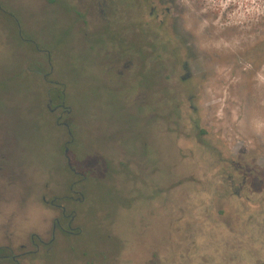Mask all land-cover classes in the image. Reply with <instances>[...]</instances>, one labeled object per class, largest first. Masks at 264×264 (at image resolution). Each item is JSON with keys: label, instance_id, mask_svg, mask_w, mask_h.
I'll list each match as a JSON object with an SVG mask.
<instances>
[{"label": "rangeland", "instance_id": "374dc122", "mask_svg": "<svg viewBox=\"0 0 264 264\" xmlns=\"http://www.w3.org/2000/svg\"><path fill=\"white\" fill-rule=\"evenodd\" d=\"M253 4L0 0V264H264Z\"/></svg>", "mask_w": 264, "mask_h": 264}, {"label": "flooded vegetation", "instance_id": "af4514ba", "mask_svg": "<svg viewBox=\"0 0 264 264\" xmlns=\"http://www.w3.org/2000/svg\"><path fill=\"white\" fill-rule=\"evenodd\" d=\"M152 11H153V8H151V11H150V14H152ZM159 26L162 25V20L159 21ZM183 69L185 70V73L184 75H182L180 78L181 79H190L192 77V74L190 72V69L187 67L186 63L182 65ZM52 102V99L49 98V103ZM58 107H64L62 103L60 104H57L54 106V108H51L50 111H54L55 109H57ZM60 118H61V114L57 115L56 117V123L58 125H61L62 122H60ZM69 170L72 171V173H76V171L69 165ZM68 192L69 194L68 195H64V196H54L52 199H50L48 201V203L52 206V207H55L56 209L59 210L60 214L59 216L57 217H54L53 220H52V228H51V239H53L54 235H55V231L58 230L59 232H64V233H67V234H73L74 231H73V227L71 226L74 218H75V210H71L69 213H66V206L62 203H60L61 200H67V199H71V200H74V201H80V198L79 197H74V193L76 192L74 189H73V184L71 183L69 186H68ZM43 200L45 201V197L43 196ZM31 242L32 244L36 247V249L38 248V245L40 243H43V241L37 237V242L34 241V238L33 236H31ZM24 245H21V247H23ZM35 251V250H33ZM33 251H27V252H21V253H18V254H12L10 255V259L15 263V264H19V262L17 261V258L19 256H22L26 253H29V252H33ZM8 257V256H7Z\"/></svg>", "mask_w": 264, "mask_h": 264}, {"label": "clouds", "instance_id": "9594fccd", "mask_svg": "<svg viewBox=\"0 0 264 264\" xmlns=\"http://www.w3.org/2000/svg\"><path fill=\"white\" fill-rule=\"evenodd\" d=\"M247 7L251 8V9H262V8H264V5L253 4V5H249Z\"/></svg>", "mask_w": 264, "mask_h": 264}]
</instances>
